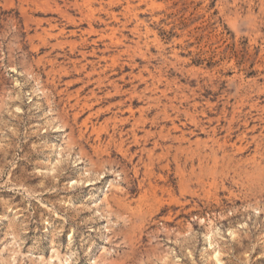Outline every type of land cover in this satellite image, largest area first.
Here are the masks:
<instances>
[{
	"label": "rangeland",
	"instance_id": "obj_1",
	"mask_svg": "<svg viewBox=\"0 0 264 264\" xmlns=\"http://www.w3.org/2000/svg\"><path fill=\"white\" fill-rule=\"evenodd\" d=\"M82 1L0 0V264H264V0Z\"/></svg>",
	"mask_w": 264,
	"mask_h": 264
},
{
	"label": "bare ground",
	"instance_id": "obj_2",
	"mask_svg": "<svg viewBox=\"0 0 264 264\" xmlns=\"http://www.w3.org/2000/svg\"><path fill=\"white\" fill-rule=\"evenodd\" d=\"M82 2L84 3V6H85V5H86V6L88 5L89 8L92 7V6H91V3L88 2L87 0H83ZM77 5L80 6V3H77ZM127 5H128V4H127ZM21 7H22V5H21ZM45 9H46V8H45ZM50 9H51V8H50ZM23 10H25V9H23ZM32 10H33V9H32ZM21 11H22V10H21ZM62 11H63V10H62ZM129 11H130V10H129ZM23 13H24V12H23ZM25 13H26V12H25ZM22 15H23V14H22ZM25 15H27V14H25ZM115 15H117V14H115ZM27 16H28V20H30L29 18H32V17H29V15H27ZM27 16L25 17L26 19H27ZM90 16H91V15H90ZM86 17H87V16H86ZM25 18H24V19H25ZM26 19H25V20H26ZM33 20H34V19H33ZM41 21H42V20H41ZM24 22H25V21H24ZM37 23H38V22H37ZM38 24H39V23H38ZM126 24H127V23H126ZM39 25H40V24H39ZM120 25H121V24H120ZM125 26H126V25H124V27H125ZM42 27H43V26H42ZM42 27H41V28H42ZM137 28H138V27H137ZM122 29H123V28H122ZM124 29H125V28H124ZM50 30H51L50 28H49V29H43V30H42L43 33H45V34H44V37L42 36V43H44V44H48V43H49V42L47 41V39L45 38V36H49V37H50V36L52 35V33L50 32ZM86 30H87V29H86ZM110 30H111V32H112L113 34H115V32H113V31H114L113 29H110ZM90 31H91V30H90ZM90 31H89V32H90ZM92 31H93V29H92ZM131 31H134V30L131 29ZM135 31H136V30H135ZM60 32H63V29H60ZM36 33H38V32H36ZM39 33H40V32H39ZM39 33H38V34H39ZM113 34H112V35H113ZM52 36H53V35H52ZM107 36H108V35H107ZM109 36H110V35H109ZM124 36H125V35H124ZM137 36H140V35H137ZM141 36H142V35H141ZM105 37H106V36H105ZM29 38H30V37H29ZM112 38H113V37L111 36V37H110V40L113 42V39H112ZM115 38H116V37H115ZM31 39H32V38H31ZM139 39H141V38H139ZM28 40H29V39H28ZM40 40H41V39H40ZM86 40H87V39L84 38V39H82V42L85 43ZM30 41H31V40H29V43H30ZM59 41H60V40H59ZM75 41H76V40H75ZM135 41H136V40H135ZM135 41H134V42H135ZM137 41H138V38H137ZM57 42H58V41H57ZM116 42H117V41H116ZM116 42H115V43H116ZM138 42H139V41H138ZM32 43H33V42H32ZM61 43H62V42H61ZM65 43H66V42H65ZM67 43H68V42H67ZM118 43H120V42L118 41L117 44H118ZM55 44H57V43H55ZM77 44H80V43H76V42H73V41L71 42V40L69 41V45H70V49H71V51L74 52V50L76 49V50L79 52L80 58L77 60V62H78V63H82V61H84L83 63H89V64L91 63V64H93L94 61L91 62L90 60H88V57H90V56L93 57L94 55H96V51H97V50H95V49L93 48L91 51H84V50H81V49L76 48V45H77ZM81 44H82V43H81ZM123 44H124V43H123ZM32 45H33V44H32ZM129 45H130V44H129ZM129 45H127V46H129ZM34 46L36 47V46H38V45H34ZM30 47H31V45H30ZM53 47H54V45H53ZM78 47H79V46H78ZM81 47H82V48H85V46H83V45H81ZM95 47H96V46H95ZM105 47H106V46H105ZM129 47H130V46H129ZM129 47H128V48H129ZM137 47H138V46H137ZM137 47H136V48H137ZM128 48H126V49H128ZM32 49H33V48H32ZM106 49H107V48H106ZM134 49H135V48H134ZM128 50H129V49H128ZM125 51H126V50H125ZM125 51H124V52H125ZM139 51H140V50H139ZM142 54H144V53H142ZM144 55H145V54H144ZM94 57H95V56H94ZM97 57H98V56H97ZM100 57H101V58H99V59H101V60L98 59V60H97L98 62H100V61L103 60L105 63H107L106 58H108V57H106V58H105L104 56H100ZM109 60H110V63H111V64L116 63V61H117V57H116V56H109ZM56 61H57V60H56ZM128 61H129V60H128ZM52 62H53V60H52ZM98 62H97V63H98ZM91 64H90V65H91ZM131 64H132V63H131ZM94 65H95V64H94ZM94 65H91L92 71H90V70H91V69H90V70H89L90 72H86V75H87V73H89V75H91V76H92V74H93L94 76H95V74L98 75L97 78H96V83H97V84H102L103 81H104L103 78H104L105 76H104V77H101V74H102V72H103L105 69H101V68H100V70H97L98 68L96 69V68H95L96 66H95V67H92V66H94ZM105 65H106V64H105ZM63 66H64V65H63ZM85 66H86V64H83V65L81 66L82 69H85ZM97 66H98V65H97ZM102 66H103V65H102ZM100 67H101V66H100ZM80 69H81V68H80ZM88 69H89V68H88ZM74 71H75V70H74ZM105 72H106V70H105ZM83 74H84V73H83ZM106 76H108V75H106ZM121 76H122V75H120V78H121ZM122 77H123V76H122ZM93 78H94V77H93ZM105 78H106V77H105ZM113 78H114V77H113ZM110 80H111V79H110ZM115 80H116V79H115ZM121 80H122V79H121ZM123 80H124V79H123ZM92 81H93V80H92ZM105 81H106V80H105ZM131 81H132V80H131ZM109 82H110V81H109ZM109 82L107 81V83H109ZM111 82H114V80H112ZM111 82H110V83H111ZM157 82H158V81H157ZM110 83H109V84H110ZM109 84H108V85H109ZM115 84H116V83H115ZM115 84H112V85H113V86L115 87V89H116V86H117V85L115 86ZM123 84H124V83H123ZM102 85H103V84H102ZM108 85H107V86H108ZM120 85H122V84H120ZM120 85H119V86H120ZM110 86H111V84H110ZM121 87H122V86H121ZM96 88H97V87H96ZM112 88H113V87H112ZM118 88H119V87H118ZM134 88H135V87H134ZM98 89H99V88H98ZM113 89H114V88H113ZM92 90H93V89H92ZM133 90H134V89H133ZM133 90H132V91H133ZM113 91H114V90H113ZM118 91H119V90H118ZM130 91H131V90H130ZM95 92H96V91H95ZM108 92H109V91H108ZM115 92H116V91H115ZM115 92H114V93H115ZM120 92H121V91H120ZM123 92H124V90H123ZM123 92H122V93H123ZM125 92H126V91H125ZM125 92H124V93H125ZM105 93H106V92H105ZM109 93H110V92H109ZM109 93H107V94H109ZM114 93H113V95H114ZM117 93H119V92H117ZM110 94H112V93H110ZM110 94H109V95H110ZM120 94H121V93H120ZM133 94H135V93L133 92ZM133 94H132V92H130V95H131V96H132ZM104 95H105V94H104ZM116 95H117V94H116ZM120 96H121V95H120ZM128 96H129V95H128ZM137 96H138V95H137ZM75 97H76V96H75ZM92 97H93V96H92ZM95 97L97 98V96H95ZM98 97H99V96H98ZM100 97H101V96H100ZM104 97H105V96H104ZM111 97H112V96H111ZM132 97H133V96H132ZM132 97H130V99H131ZM144 97H145V96H144ZM164 97H166V96H164ZM89 98H90V97L88 96V99H89ZM128 98H129V97H128ZM128 98H126V99H128ZM162 98H163V97H162ZM76 99H77V98H76ZM76 99H75V100H76ZM84 99H85V98H84ZM93 99H94V98H93ZM100 99H102V97H101ZM130 99H129V101H130ZM77 100H79V99H77ZM77 100H76V101H77ZM82 100H83V98H82ZM98 100H99V99H98ZM76 101H75V102H76ZM89 101H92L91 98H90ZM118 101H119V100H118ZM125 101H126V100H125ZM81 102H82V101H81ZM119 102H120V101H119ZM131 102H132V101H130V103H131ZM89 103H91V102H89ZM94 103H95V101H94ZM123 103H124V102H123ZM91 104H92V103H91ZM91 104H90V105H91ZM113 104H115V103H112V105H113ZM72 105H75V104L73 103ZM81 105H82V104H81ZM159 105H160V104H159ZM76 106H77V105H76ZM82 106H83V105H82ZM87 106H88V105H87ZM110 106H111V104H110ZM110 106H109V107H110ZM113 106H114V105H113ZM120 106H121V105H119V107H120ZM141 106H142V105H141ZM165 106H166V105H165ZM111 107H112V106H111ZM121 107H122V106H121ZM128 107L130 108V106H128ZM163 107H164V105H163ZM166 107H167V106H166ZM92 108H93V107H92ZM116 108H117V107H116ZM138 108H139V107H138ZM141 108H144V107H141ZM78 109H80V108H78ZM83 109H84V108H83ZM83 109H82V110H83ZM89 109H90V108H89ZM119 109H120V108H119ZM124 109H125V108H124ZM127 109H128V108H127ZM139 109H140V108H139ZM163 109H164V108H163ZM82 110H81V111H82ZM128 110H129V109H128ZM132 110H134V109H132ZM142 110H143V109H142ZM144 110H145V109H144ZM161 110H162V109H161ZM161 110H160V111H161ZM165 110H166V109H165ZM76 111H77V110H76ZM117 111H118V110H117ZM124 111H125V110H124ZM99 112H100V110H99ZM122 112H123V111H122ZM130 112H131V111H130ZM138 112H139V111H138ZM140 112H141V111H140ZM155 113H156V112H155ZM160 113H163V112L161 111ZM164 113H165V112H164ZM76 114H78V113H76ZM132 114H133V113H132ZM132 114H130V115H132ZM138 114H139V113H138ZM138 114H137V115H138ZM140 114H141V113H140ZM146 114H147V113H146ZM166 114H167V113H166ZM130 115H129V116H130ZM141 115H142V114H141ZM113 116H114V115H113ZM115 116H117V115H115ZM154 116H155V115H154ZM88 117H89V116H88ZM122 117H123V116H122ZM138 117H139V115H138ZM138 117H137V118H138ZM157 117H158V116H157ZM192 117H193V116H192ZM89 118H90V117H89ZM117 118H118V117H117ZM119 118H120V117H119ZM125 118L127 119V116H126ZM132 118H133V117H132ZM143 118H144V117H143ZM143 118H142V119H143ZM147 118H148V117H147ZM85 119H87V118H85ZM122 119H124V118H122ZM122 119H121V122H122ZM129 119H130V118H129ZM138 119H141V118H138ZM138 119H137V120H138ZM87 120H88V119H87ZM89 120H90V119H89ZM113 120H114V119H113ZM134 120L137 121L136 118H134ZM143 120H146V119H143ZM148 120H149V119H148ZM156 120H157V119H156ZM166 120H167V119H166ZM192 120H195V119H192ZM105 121H106V120H105ZM114 121H115V120H114ZM126 121H127V120H126ZM135 121H134V122H135ZM146 121H147V120H146ZM84 122H85V120L83 121V123H84ZM88 122H90V121H88ZM108 122H109V121H108ZM112 122H113V121H112ZM124 122H125V121H124ZM141 122H142V120H141ZM229 122H230V121H229ZM126 123H127V122H126ZM132 123H133V121H132ZM135 123H137V122H135ZM143 123H144V122H143ZM152 123H153V122H152ZM154 123H155V122H154ZM190 123H191V122H190ZM114 124H115V123H113V126H114ZM116 124H117V123H116ZM130 124H131V123H130ZM141 124H142V123H141ZM228 124H229V123H228ZM118 125H119V124H118ZM127 125H129V124H127ZM145 125H146V124H145ZM93 126H94V125H93ZM119 126H120V125H119ZM133 126H134V125H133ZM137 126H138V125H137ZM169 126H170V125H169ZM84 127H85V126H84ZM114 127H115V126H114ZM122 127H123V126H122ZM141 127H142V126H141ZM173 127H174V126H172V129H173ZM93 128H94V127H93ZM120 128H121V127H120ZM120 128H119V129H120ZM137 128H138V127H137ZM139 128H140V127H139ZM174 128H175V127H174ZM96 129H97V128H96ZM115 129H116V128H115ZM115 129H114V130H115ZM128 129H129V128H128ZM130 129H131V128H130ZM162 129H163V128H162ZM126 130H127V129H126ZM132 130H133V129H132ZM158 130H159V129H158ZM170 130H171V129H170ZM92 131H93V130H92ZM97 131H98V130H97ZM119 131H120V130H119ZM119 131H118V134H117L118 136L121 135V134L119 135V133H121L122 130H121V132H119ZM129 131H130V130H129ZM114 132H115V131H114ZM127 132H128V131H127ZM144 132H145V131H144ZM157 132H158V131H157ZM161 132H162V131H161ZM122 133H123V132H122ZM135 133H136V132H135ZM162 133H163V132H162ZM165 133H166V132H165ZM147 134H148V132H147ZM158 134H159V133H158ZM166 134H167V133H166ZM96 135H98V134H96ZM115 135H116V134H115ZM123 135H124V133H123ZM131 135H132V134H131ZM145 135H146V132H145ZM145 135H143V136H145ZM159 135H160V134H159ZM112 136H113V135H112ZM153 136H154V135H153ZM157 136H158V135H157ZM163 136H164V135H163ZM214 136H215V135H214ZM262 136H263V135H262ZM97 137H99V135H98ZM114 137H115V136H114ZM140 137H141V136H140ZM168 137H169V136H167V138H168ZM99 138H100V137H99ZM137 138H138V137H137ZM144 138H145V137H143V139H144ZM146 138H147V137H146ZM146 138H145V139H146ZM158 138H161V136L158 137ZM110 139H111V138H110ZM119 139H120V138H119ZM128 139H129V138H128ZM133 139H134V138H133ZM135 139H136V138H135ZM147 139H149V138H147ZM147 139H146V140H147ZM146 140H145V141H146ZM155 140H156V139H155ZM161 140H162V139H161ZM175 140H176V139H175ZM181 140H183V138H182ZM181 140H180V141H181ZM99 141H100V140H99ZM120 141H121V140H120ZM133 141H134V140H133ZM133 141H132V142H133ZM192 141H193V140H192ZM127 142H128V141H127ZM134 142H135V141H134ZM134 142H133V143H134ZM138 142H139V141H138ZM138 142H136V143H138ZM160 142H161V141H160ZM163 142H165V141H163ZM171 142H172V141H171ZM182 142H183V141H182ZM153 143H154V142H153ZM153 143H152V144H153ZM157 143H158V142H157ZM99 144H100V143H99ZM121 144H122V143H121ZM155 144H156V143H155ZM122 145H123V144H122ZM159 145H160V144H159ZM159 145L157 144V146H159ZM154 146H155V145H154ZM230 146H231V145H230ZM118 147H119V146H118ZM128 147H129V146H128ZM217 147H218V146H217ZM126 148H127V147H126ZM169 148H170V147H169ZM127 149H128V148H127ZM174 149H175V148H174ZM124 150H125V149H124ZM140 150H141V149H140ZM163 150H164V149H163ZM238 150H239V149H238ZM120 151H121V150H120ZM151 151H152V150H151ZM168 151H169V150H168ZM173 151H174V150H173ZM187 151H188V149H187ZM158 152H159V151H158ZM126 153H128V152H126ZM141 153H142V151H141ZM162 153H163V152H162ZM162 153H161V154H162ZM164 153H165V152H164ZM164 153H163V154H164ZM181 153H182V152H181ZM130 154H131V152H130ZM134 154H135V153H134ZM150 155H151V154H150ZM169 155H170V154H168L167 156H169ZM173 155L175 156L176 154L174 153ZM124 156H125V155H124ZM132 156H133V154H132ZM139 156H140V155H139ZM139 156H138V157H139ZM143 156H144V155H143ZM145 156H147V155H145ZM157 156H159V155H157ZM134 157H135V156H134ZM162 157H165V156L162 155ZM175 157H176V156H175ZM143 158H144V157H143ZM148 158H149V157H148ZM150 158H151V157H150ZM173 158H174V157L172 156V159H173ZM188 158H189V157H188ZM123 159H124V158H123ZM131 159H132V158H131ZM131 159H130V160H131ZM160 159H161V157H160ZM163 159H164V158H163ZM163 159H162V160H163ZM175 160H176V159H175ZM175 160H174V162H175ZM159 161H160V160H159ZM168 161H169V160H168ZM135 163H136V162H135ZM170 163H171V162H170ZM192 163H193V162H192ZM133 165H134V164H133ZM151 166H152V164H151ZM174 166H175V165H174ZM176 166L180 169V167H179L180 165H176ZM159 169H160V168H159ZM147 171H148V170H147ZM179 171H180V170H179ZM181 171H182V170H181ZM148 173H149V172H148ZM146 174H147V173H146ZM182 174H183V173H182ZM183 180H184V179H183ZM139 185H140V184H139ZM188 188H189V187H188ZM153 190H154V189H153Z\"/></svg>",
	"mask_w": 264,
	"mask_h": 264
}]
</instances>
